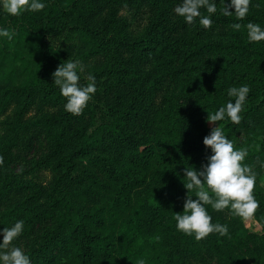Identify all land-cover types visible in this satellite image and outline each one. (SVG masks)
I'll return each mask as SVG.
<instances>
[{
  "label": "trees",
  "instance_id": "16d2710c",
  "mask_svg": "<svg viewBox=\"0 0 264 264\" xmlns=\"http://www.w3.org/2000/svg\"><path fill=\"white\" fill-rule=\"evenodd\" d=\"M177 3L47 0L32 16L0 10V27L15 29L11 40L0 37V230L24 220L16 241L49 222L27 253L32 264H135L139 257L147 264H264V186L257 179L260 233L210 205L227 235L198 241L178 231L174 218L187 198L184 168L207 163L212 153L203 139L213 126L221 124L234 147L248 148L253 170L264 161V40L250 42L245 27L264 26V0H250L241 20L224 16L216 0L209 28L198 18L187 24L174 12ZM64 29L82 41L80 83L91 73L104 84L102 106L90 100L80 115L65 111L54 84L67 59L48 35ZM242 84L251 91L241 121H207L234 99L227 89ZM36 125L49 153L29 171L34 177L21 176L11 170V152ZM42 170L46 179L38 177Z\"/></svg>",
  "mask_w": 264,
  "mask_h": 264
},
{
  "label": "clouds",
  "instance_id": "9594fccd",
  "mask_svg": "<svg viewBox=\"0 0 264 264\" xmlns=\"http://www.w3.org/2000/svg\"><path fill=\"white\" fill-rule=\"evenodd\" d=\"M224 7L220 9L224 16H233L237 20L245 18L249 13L250 0H222ZM47 0H0V10L9 15H20L26 11L37 12L46 7ZM205 9L207 15L201 11ZM174 12L192 25L197 21L204 28L213 24L212 14L217 12L216 0H179ZM231 27L239 30L242 25L234 22ZM247 38L250 42L264 40V26L249 21ZM15 29L0 27V37L11 40ZM53 73L54 84L59 87L61 95L66 98L64 109L73 115H80L93 94L96 92V76L89 73L87 83H80L84 66L80 60H66ZM251 88L248 84L230 86L227 89L229 99L213 112H208L207 121L217 122L226 118L238 124L242 119V110ZM203 143L211 149L207 163L201 169L185 167L183 180L188 190L182 212H175L176 228L196 240L206 238L209 234L218 233L225 236L229 232L226 224L213 222L207 206L216 211L229 209L231 215L241 219L251 217L259 207V201L254 195L257 173L253 165L246 163L248 148L234 147V142L225 135L224 129L213 126L204 137ZM3 158L0 157V163ZM264 168V161H259ZM195 193V199L190 193ZM24 220L18 219L11 226L0 230V264H32L30 256L21 246L12 242L24 231ZM135 264H147L146 259L139 257Z\"/></svg>",
  "mask_w": 264,
  "mask_h": 264
},
{
  "label": "rangeland",
  "instance_id": "374dc122",
  "mask_svg": "<svg viewBox=\"0 0 264 264\" xmlns=\"http://www.w3.org/2000/svg\"><path fill=\"white\" fill-rule=\"evenodd\" d=\"M220 1L223 3L222 0ZM228 2L230 3V0H228ZM25 15H36V12L26 11ZM37 25L40 26V24ZM48 41L64 52L67 60H79V51L82 46L79 33L70 29L51 32L48 35ZM96 85L97 89L91 100L95 107H101L102 104L100 99L102 97L101 93L104 84L102 81H96ZM96 112H99V109H96ZM95 115L99 116L101 113H95ZM5 120L6 117L0 118V139L6 133V124L3 122ZM23 136L25 139H21L19 144L11 152V170L12 172L21 176L34 177L33 174H29V171L33 169L38 161H41L47 156L49 153L50 144L45 130L41 128L40 125H36L32 133L28 132ZM29 137L31 138L30 142L28 140ZM254 164H256L254 166V171L259 174L257 178L258 183L259 185L264 186V168H262L258 162H255ZM48 176L49 175L46 170L38 172L39 178L46 179ZM244 221L251 232H262V226L254 215ZM49 227L50 225L48 221L41 222L33 228L28 237L16 240L12 243L23 247L26 253H28L34 244L41 242L42 235L46 232V230H48Z\"/></svg>",
  "mask_w": 264,
  "mask_h": 264
}]
</instances>
